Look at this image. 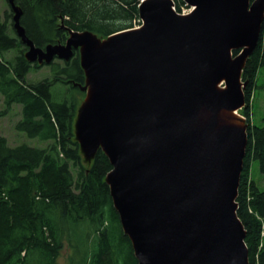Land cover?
Listing matches in <instances>:
<instances>
[{
  "label": "water",
  "instance_id": "obj_1",
  "mask_svg": "<svg viewBox=\"0 0 264 264\" xmlns=\"http://www.w3.org/2000/svg\"><path fill=\"white\" fill-rule=\"evenodd\" d=\"M7 1L28 60L38 54L49 63L55 53L65 60L72 49L80 53L85 78L79 87L90 112L84 125L96 147L90 158L101 149L112 165L105 181L137 264H249L236 202L246 126L206 147L189 197L186 168L198 142L191 124L201 103L213 112L245 106L246 82L241 75L235 82L231 71L237 63L241 74L256 46L264 0H182L193 6L185 15L173 0H141L142 29L118 31L103 63L93 59V47L117 32L100 39L70 29L64 44L37 48L19 23L21 10ZM222 78L226 92L214 87ZM179 165L185 172L172 198L170 176Z\"/></svg>",
  "mask_w": 264,
  "mask_h": 264
},
{
  "label": "trees",
  "instance_id": "obj_2",
  "mask_svg": "<svg viewBox=\"0 0 264 264\" xmlns=\"http://www.w3.org/2000/svg\"><path fill=\"white\" fill-rule=\"evenodd\" d=\"M141 0H12L19 23L35 47L64 43L66 31L89 30L101 38L139 23ZM180 11L182 0H173ZM10 6L0 12V119L20 106L17 132L36 144L10 146L0 135V264H137L123 232L106 174L112 165L97 149L82 162L73 124L84 95V72L77 50L49 62L48 75L28 80L41 67L26 57L28 46L13 27ZM11 53V54H10ZM44 65V64H43ZM259 67H264V18L256 46L241 78L247 144L237 215L246 231L249 264H264V190L250 179V161L264 173V126L252 125L249 102Z\"/></svg>",
  "mask_w": 264,
  "mask_h": 264
},
{
  "label": "rangeland",
  "instance_id": "obj_3",
  "mask_svg": "<svg viewBox=\"0 0 264 264\" xmlns=\"http://www.w3.org/2000/svg\"><path fill=\"white\" fill-rule=\"evenodd\" d=\"M8 7H9V3L7 0H0V12L1 13L3 12L4 9ZM186 12H188V8L185 5L181 6L180 13H186ZM138 24H137V27H139ZM61 28L65 29L66 34H67L66 35V39H67L69 37V30L71 28H64V25H62V22H61ZM94 34L96 35V37L98 38L100 37L96 33ZM60 43L61 42H58L56 44H60ZM61 44H64V43H61ZM74 50L75 49H72V51ZM78 54L80 55L79 51H78ZM33 56L34 58H36L34 62L38 63L41 67L35 69L36 71L30 70L27 75L28 80H38L48 75V65H47L48 63H45L47 59L44 56L38 55V54H33ZM52 56H50L53 59L52 61L62 60L61 58H59L60 53H55ZM241 81L244 85L245 81L242 80V78H241ZM83 92H84V95L79 101V105H78L77 112L75 115L74 124H73V132H74V140L77 142L78 147H79V152L82 158V162L86 166H88L92 162V159L90 157L92 156V153L96 149V147L89 144V141H90L89 139L91 136L89 135V132L88 130H86V126L84 125V120L86 119V117H88V114H90V112L86 110V104H85L86 91H83ZM0 106L1 107L3 106L2 101H0ZM243 107L244 106H242L238 110V112L242 117L241 119L244 122V126H246V116L242 110ZM248 114H249L250 124L264 126V67H259L256 73L255 84H254V87L250 95ZM19 117H20V106L14 105L11 112H9L8 115L0 119V135H3L6 137L7 143L10 146H15L22 142H25L27 144H34V143L36 144L35 139L28 138L23 133L17 132L15 130L14 124L18 120ZM250 179L255 182V184L260 190H264V173L260 172L259 164L257 160L250 161ZM63 253H64L63 256L60 258L61 264H64V259H65L64 255L65 253L66 254L68 253V249L65 250Z\"/></svg>",
  "mask_w": 264,
  "mask_h": 264
},
{
  "label": "bare ground",
  "instance_id": "obj_4",
  "mask_svg": "<svg viewBox=\"0 0 264 264\" xmlns=\"http://www.w3.org/2000/svg\"><path fill=\"white\" fill-rule=\"evenodd\" d=\"M249 11V9H248ZM255 15L258 17L261 15L259 10H255ZM243 24V23H242ZM134 30L142 29V26L133 28ZM120 32H117L111 36L109 40H102L99 43H96L93 47V59L95 62L103 63L105 60V47L110 45V41L116 35H119ZM250 38H254V35ZM92 40V39H91ZM93 42V41H92ZM249 44H246L244 48H248ZM244 48H242L240 55L243 53ZM83 49L86 51V45H83ZM105 64V63H104ZM240 69L239 65L236 63L232 67L231 77L235 82H240ZM214 87L217 91L226 92V85L224 79H220L217 83L214 84ZM240 107H235L233 109L220 108L215 106V111L213 112L209 108L207 102H202L198 108L197 114L192 121L191 127L195 130L198 135V142L194 147L190 159L189 165L186 168V188L187 196L189 197L194 188V174L196 166L200 157L202 156L206 147L219 135L222 133L234 134L237 135L239 132H242L244 129V122L241 119V115L238 110ZM214 119V125H213ZM185 172L183 165H179L172 169V174L170 176V183L168 186V191L170 196L173 198L175 196L176 189L180 184L182 176Z\"/></svg>",
  "mask_w": 264,
  "mask_h": 264
}]
</instances>
